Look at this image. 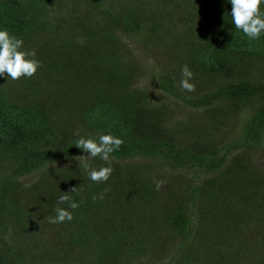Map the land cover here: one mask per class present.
I'll list each match as a JSON object with an SVG mask.
<instances>
[{"label":"trees","instance_id":"1","mask_svg":"<svg viewBox=\"0 0 264 264\" xmlns=\"http://www.w3.org/2000/svg\"><path fill=\"white\" fill-rule=\"evenodd\" d=\"M231 8L230 0H0V30L40 62L31 78L0 76V230L28 238L0 239V264H133L163 255L165 239L178 243L162 264H264V166L253 157L264 140V33L246 37ZM124 35L162 40L177 64L155 71L154 87L205 121L164 126L173 113L132 85L139 72L123 60ZM184 65L191 92L179 86ZM246 110L231 136L230 119ZM109 133L124 143L110 162L89 161L113 168L108 181L93 182L79 161L59 163L84 153L72 145L81 136ZM183 169V181L154 179ZM65 192L79 203L73 219L49 223L56 207L68 208L58 203Z\"/></svg>","mask_w":264,"mask_h":264},{"label":"clouds","instance_id":"2","mask_svg":"<svg viewBox=\"0 0 264 264\" xmlns=\"http://www.w3.org/2000/svg\"><path fill=\"white\" fill-rule=\"evenodd\" d=\"M231 19L235 28L242 31L249 39H258L264 33V11H261V5L264 0H230ZM23 39L9 33L7 29L0 30V76H7L12 80H19L22 77L31 78L40 67V62L35 59L36 51L23 50ZM182 78L179 86L182 90L194 91L195 85L190 81L193 78V72L188 65H184L181 70ZM123 139L112 134H99L97 138L80 137L72 145L82 149L87 155H79L74 159L79 161L80 167L87 172L88 177L95 183L108 181L113 172L110 166L100 168L91 167L89 161L99 158L102 161L110 162L111 154L121 147ZM159 187V185H157ZM77 187L70 190L71 193L77 192ZM110 191L105 188L99 196H93V200L103 199L104 194ZM67 193L58 198L59 204H68V208L56 207L55 215L48 216V222L52 224L71 221L73 213L70 209L79 207V203L73 200Z\"/></svg>","mask_w":264,"mask_h":264},{"label":"rangeland","instance_id":"3","mask_svg":"<svg viewBox=\"0 0 264 264\" xmlns=\"http://www.w3.org/2000/svg\"><path fill=\"white\" fill-rule=\"evenodd\" d=\"M160 42L158 44H154V42L152 41L151 43L145 44L141 41V38L138 35H135L133 37L124 35L122 37L120 49L124 55L123 60L128 61L129 59H132L135 62L139 72V74L135 76L132 85H138L139 87H143L144 89H146V91L151 93V98L154 103L157 104L159 101H163V105L168 107V109L173 113L172 116H169V118L164 121V126L169 130H172V127L176 126V124L180 122L188 123V121H205L206 118H202L200 115H198V112L196 110L191 107L184 106L182 102L175 101L173 98L169 97L164 92L154 87L153 82L156 77L155 71L163 70L168 67H174L177 64V60L176 58L174 59V57L170 62H168L167 58L170 56H168L167 53H164L161 44L162 42ZM247 114L248 111L246 110L242 113H239L238 115L233 116V118L230 119L231 125L229 134L231 136H234L238 134V132H240L242 123L243 121H245ZM80 155H87V153H82ZM253 157L256 162L264 166V140L262 142V145L259 147L257 154L253 153ZM77 161L78 160L72 158L59 161V163L68 164ZM186 171L187 169H183L176 171L173 174L164 173L163 175L165 176L162 178L158 177V175H154V179L157 183L167 182L170 179L183 181L188 175H186ZM32 177L33 175H28L27 177L22 178V180L24 182H29ZM161 193L164 196L166 195L165 186H163V188L161 187ZM0 239L7 242L8 244L14 242L15 245H19V243L25 244L26 242H28V238H26L27 240H25L20 236L15 235L12 228L9 227L0 230ZM164 241L168 243V248L162 252L164 253L163 255L157 258V256L155 257L148 253L138 259H135L133 264H162L164 262H167L168 258L170 257L169 254H171V251L176 248L178 242L169 239H165ZM30 251H32V248L30 249ZM175 260V257L171 258L170 262L173 263Z\"/></svg>","mask_w":264,"mask_h":264}]
</instances>
